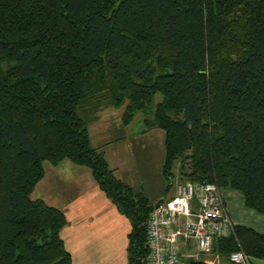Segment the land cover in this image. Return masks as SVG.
Masks as SVG:
<instances>
[{
    "label": "trees",
    "instance_id": "16d2710c",
    "mask_svg": "<svg viewBox=\"0 0 264 264\" xmlns=\"http://www.w3.org/2000/svg\"><path fill=\"white\" fill-rule=\"evenodd\" d=\"M110 108L164 132L165 192L216 182L264 216V0H0V264H73L64 211L34 197L44 162L66 160L130 219L129 264H146L154 205L90 138ZM235 231L264 260V232ZM238 241L212 250L230 262Z\"/></svg>",
    "mask_w": 264,
    "mask_h": 264
},
{
    "label": "crops",
    "instance_id": "0c3cea01",
    "mask_svg": "<svg viewBox=\"0 0 264 264\" xmlns=\"http://www.w3.org/2000/svg\"><path fill=\"white\" fill-rule=\"evenodd\" d=\"M107 112V110H104L100 114V119L97 121V124L101 122L102 118H105L103 114H107ZM97 124L92 125L96 126ZM100 127L99 125V128ZM116 128L119 129L121 126H117ZM126 128L127 126L124 125L123 130H126ZM108 130H110V128ZM106 131L107 129L105 127L102 133ZM112 135H114V137H112ZM124 135V137L116 136L115 132H111L110 139L107 141L102 140L100 136V144L94 143L92 138L91 141L95 147L105 152V156L111 168L114 169L116 177L129 186L134 187L137 191H143L149 198L150 204L155 205L162 197L165 199L171 197L174 190L165 192L167 180L162 172L164 132L160 131L158 128H146L141 134L149 137L153 136L154 141L158 140V142H162L160 151L161 148H163V158L160 157L161 163L157 169V179L149 188L146 187V182L142 184L146 174H140V171L137 169L136 176L131 177L123 170L125 166L127 167V164H122L120 167V163H113L116 161V156L119 155V151L116 153H112L111 151L123 145L120 139L128 138L130 142H132L133 139L136 141L138 140V135H134L132 132L126 133L125 131ZM151 144L154 143L151 142ZM68 161L70 160L63 161L58 165L61 169L56 168V171L60 174L61 183L65 182L67 185L59 189H51V185L55 186L56 184L53 179L56 171L53 170L49 175L46 173L49 181H46L44 178L45 180L43 179L40 185L36 187L37 191L35 190L36 193L34 192V195L64 211L67 224L61 230V237L65 243L66 249L72 255L73 264H129V234L132 230L130 219L107 197L105 192L95 181L92 171L88 167L83 166L77 169L76 172H74L77 173L76 176L73 174V178L69 180L64 174L66 173L64 170L69 166ZM48 173H50L49 170ZM82 174H84L87 179L82 177ZM65 178L66 181H62ZM44 181L45 183L43 184ZM144 187H146L147 190H145ZM65 188L68 189L65 190ZM152 188L157 190L154 194L149 195ZM222 193L225 197L228 211L236 224L248 225L258 231L264 232V216L258 211L246 206L242 192L225 187L222 188ZM183 249L196 253L197 258L195 260H202L208 264H232L231 261H222L221 257L213 250L207 253L198 250L197 245L193 243V241H189L187 245H183ZM254 264H264V260L254 259Z\"/></svg>",
    "mask_w": 264,
    "mask_h": 264
},
{
    "label": "built area",
    "instance_id": "2783aa9c",
    "mask_svg": "<svg viewBox=\"0 0 264 264\" xmlns=\"http://www.w3.org/2000/svg\"><path fill=\"white\" fill-rule=\"evenodd\" d=\"M232 219L222 188L214 182L181 180L171 197L155 206L147 221L146 264H193L197 254L183 249L189 241L211 252L214 241L233 235ZM230 254L232 264H254L241 247Z\"/></svg>",
    "mask_w": 264,
    "mask_h": 264
},
{
    "label": "rangeland",
    "instance_id": "374dc122",
    "mask_svg": "<svg viewBox=\"0 0 264 264\" xmlns=\"http://www.w3.org/2000/svg\"><path fill=\"white\" fill-rule=\"evenodd\" d=\"M160 99H161V95H158L157 100H160ZM107 111H108L107 114L106 113L103 114V117L105 115V118H102L99 124H97L98 122H96L93 124V125L97 124L96 126H93V125L90 126L89 128L90 138L93 139L94 143L100 144L101 141H99V136L100 138H102V140L107 141L110 139L111 132H115L116 136H121V137L126 136L124 135L125 131L126 133L132 132L134 135L137 134L138 135L137 141L133 139V141L130 142V139L128 138L120 139V142L123 145H120L116 147L113 151H111L112 153H116L119 151V155L116 156V161H114L113 163H116V162L120 163V167L122 166V164L124 165L127 164V167L125 166L123 170L127 172V174H129L131 177L136 176L137 169L138 171H140V174H143V175L146 174L145 179L142 181V184L146 182L145 183L146 187L149 188L151 184L154 183L157 179V175H158L157 169L159 167V164L161 163L160 157L163 156V150H162L163 148H161V151H160L162 142H158V140L154 141L153 136L149 137V136L141 135L143 133V130L146 129V126L143 121L144 117H146L145 113L139 112L136 118L129 125H126L127 126L126 130H123L124 125L120 119L121 117H119L123 113V109L122 108L120 109L110 108V109H107ZM99 125L101 126L100 128H99ZM117 126L118 127L121 126V128L117 129L116 128ZM105 127L107 131L102 133ZM109 128L110 130H108ZM159 130L162 131L161 129ZM112 137H114V135H112ZM151 142H153L154 144H151ZM68 165L69 166L66 167V170H64V172H66L64 174L65 176L69 178V180H71V178H73V174L75 176L77 174L74 172H76L77 169H80V167H83V166H80L78 164H73L70 161H68ZM44 167L48 175L51 174L53 170L56 171V168L61 169L59 166H54L50 164L49 162H44ZM48 170L50 171V173H48ZM48 175L45 176L46 181H49ZM81 176L87 179V177L84 174H82ZM53 179L56 184L55 186L51 185V189H59L67 185L65 182L61 183L60 174L57 171L54 174ZM181 180L182 179H180L179 176H176L174 180V184L172 188L170 189V191L174 190L176 184L179 183V181ZM62 181H66V178L63 179ZM44 183L45 181L43 182V184ZM38 185H40V183ZM146 187H144L145 190H147ZM66 189L68 188H65V190ZM156 190L157 189L152 188L150 191V194L148 191L147 192L149 195H152L154 194V192H156ZM34 197L36 196L34 195Z\"/></svg>",
    "mask_w": 264,
    "mask_h": 264
},
{
    "label": "water",
    "instance_id": "95a60500",
    "mask_svg": "<svg viewBox=\"0 0 264 264\" xmlns=\"http://www.w3.org/2000/svg\"><path fill=\"white\" fill-rule=\"evenodd\" d=\"M164 198L162 197L157 203L156 206H159L163 202Z\"/></svg>",
    "mask_w": 264,
    "mask_h": 264
},
{
    "label": "bare ground",
    "instance_id": "6f19581e",
    "mask_svg": "<svg viewBox=\"0 0 264 264\" xmlns=\"http://www.w3.org/2000/svg\"><path fill=\"white\" fill-rule=\"evenodd\" d=\"M215 184H217L216 182H214ZM218 185V184H217ZM219 186V185H218ZM176 187V186H175ZM174 191H175V189H174ZM156 206V204L153 206V208Z\"/></svg>",
    "mask_w": 264,
    "mask_h": 264
}]
</instances>
